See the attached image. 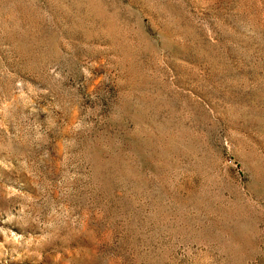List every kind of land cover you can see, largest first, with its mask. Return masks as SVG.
<instances>
[{"label": "rangeland", "instance_id": "rangeland-1", "mask_svg": "<svg viewBox=\"0 0 264 264\" xmlns=\"http://www.w3.org/2000/svg\"><path fill=\"white\" fill-rule=\"evenodd\" d=\"M0 264H264V0H0Z\"/></svg>", "mask_w": 264, "mask_h": 264}]
</instances>
